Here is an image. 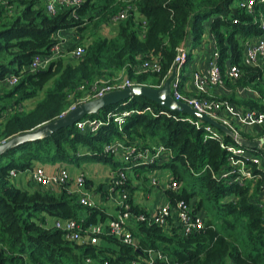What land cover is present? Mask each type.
Masks as SVG:
<instances>
[{
  "label": "trees",
  "instance_id": "16d2710c",
  "mask_svg": "<svg viewBox=\"0 0 264 264\" xmlns=\"http://www.w3.org/2000/svg\"><path fill=\"white\" fill-rule=\"evenodd\" d=\"M241 1L84 0L76 9L78 20L72 10L56 16L47 14L41 0H0V82L8 75L19 77L13 87L0 83L7 90L0 92V143L60 119L72 104L70 96L79 99L77 90L96 80H114L122 74L137 86L158 89L169 78L179 48L190 38L180 83L184 92V73L193 52L209 35L221 52L223 72L228 63L242 72L237 83L225 77L232 93L218 99L264 113V66L247 67L243 60L244 41L264 34L259 21L264 20V4L257 5L251 15L241 8ZM128 7L127 19L115 24L113 35L91 32V27L96 30L111 23ZM59 31L77 32L78 45L86 51L84 56L80 60L67 56L46 70L32 73L33 58L49 53L58 42ZM145 63L157 64L159 71L139 73ZM247 86L257 90L262 99L240 98L236 89ZM111 113L122 116L121 129L114 122L105 123L95 133L76 126L63 128L0 156V264H132L147 257L148 252L166 257L167 261L157 259L155 264H264V163L258 168L248 158L244 160L252 169L255 183L241 184L235 181V175L224 176L231 157L238 158L228 146L246 149L251 157L262 156L264 127L255 134L243 132L245 140L263 142L260 148L247 149L222 133V137L208 133L205 123L197 128L191 117L139 97L85 119L105 120ZM118 139L132 146L163 145L172 155L153 164L126 167L104 152L107 144ZM92 163L146 179L158 170L170 171L169 183L177 181L181 188L178 192L166 189L168 204L174 208L184 202L194 215L204 213V227L183 235L172 217L166 227L135 224L131 231L136 245L113 236H102L96 245L75 243L50 218L54 222L76 220L86 228L114 217L97 204L81 205L68 186L53 191L38 185L39 189L29 191L15 186L11 177L12 171H34L37 165H62L59 170L68 171V167L81 169ZM80 174L85 175L89 188L85 172ZM126 184L127 189L133 188L131 180ZM104 187L102 184L99 189ZM104 194L108 197L110 193L107 190ZM128 204L134 214L150 216L132 197Z\"/></svg>",
  "mask_w": 264,
  "mask_h": 264
},
{
  "label": "built area",
  "instance_id": "2783aa9c",
  "mask_svg": "<svg viewBox=\"0 0 264 264\" xmlns=\"http://www.w3.org/2000/svg\"><path fill=\"white\" fill-rule=\"evenodd\" d=\"M46 10V13L51 16H56L66 10L73 11V17L80 20L77 16V8H81L84 4V0H41ZM259 4H264V0H242L240 2L241 8L245 9L249 14H255V8ZM128 7L123 10L119 15L111 19L112 24H118L125 21L128 17ZM86 22V19L82 20ZM264 30V20H259ZM66 31H59L56 35L58 41L49 51L48 54L36 55L30 65V71L32 73H38L46 70L54 61L63 59L67 56H71L74 60H80L85 54V48L78 45L79 34L75 31L68 34L69 39L64 37ZM68 33V32H67ZM68 48H75L72 51H66L65 46ZM211 49L207 57L206 67L201 70H195L191 74L190 87L194 92L192 94H186L181 91L180 83L183 75L184 65L187 61L188 46L187 43L183 44L179 50L177 58L173 63V68L170 72L171 76L173 70L176 68V77L172 83L171 95L179 102L188 104L197 113L202 114L215 122L226 127L235 136L242 137L241 135L247 129L255 127H264V113H261L252 109H242L239 106L229 102L228 100H220L218 97L213 96L210 91L213 89H227L225 83V77L231 79L234 83H237L241 77V70L233 64H226V72H223L220 60L221 52L217 47V43L211 36L210 39ZM244 64L251 68H261L264 66V34L254 37L250 40L244 41ZM68 53V54H67ZM159 71L157 64L145 63L139 73L148 71ZM19 77L15 75H8L5 77L3 84L8 87H13L18 83ZM165 83V82H164ZM163 83V84H164ZM163 84L158 88L160 89ZM132 81L127 79L124 75H119L114 80L99 79L91 85H82L77 92L81 94L79 99L76 100L74 95L70 96L72 104L67 111L61 116L65 117L70 112L74 111L79 105L93 101L104 97L106 94L121 91L127 88L135 87ZM236 94L240 98H257L262 99L259 92L252 87H238ZM147 111H151V108H147ZM129 113H127L128 115ZM193 119V118H192ZM118 125L121 129L124 120L121 115L108 114L105 120L103 119H82L75 124L77 129L81 131H89L95 133L99 131L105 123H112ZM197 128H200L204 123L195 119L190 120ZM205 129L208 133L222 137L221 133L209 124H205ZM7 141H2L0 145L5 144ZM228 150L236 157H231L229 169L225 173V177H232L235 175L236 182L243 184L246 182H256L252 169L249 168L244 161L246 158L251 160L254 165L260 168L264 163V150L260 157L250 156L248 150L243 148H235L228 146ZM104 152L107 155L113 156L115 159L120 160L123 164L133 167H139L143 165L153 164L159 162L163 158H168L172 155L165 146H132L127 145L123 140H115L111 144H107L104 148ZM11 177L14 180L17 179L18 173L16 171L11 172ZM34 181L42 187H61L68 186L70 181L74 184V189H67L79 197V203L85 207H92L96 205L91 192L87 191L85 183V175L80 174L78 177L71 179L69 172L66 169L59 170L56 174H48L43 167H36L32 173ZM128 181V175L126 171H111L108 181L109 198H117L119 200L116 203L118 208L114 218L108 220L106 223H98L84 227L82 223L76 220H57L55 227L63 230L67 233V238L75 243L96 245L102 236H113L123 241L128 245H136V240L132 236V228L137 223L157 224L162 227L168 225L169 220L175 217L181 227L183 235H191L196 231H200L204 227L205 214L201 216L194 215L191 206L181 202L176 207H171L168 202L157 209L153 214H149V217L144 215H136L133 213L131 206L128 204V200L131 197L129 195V189L126 187ZM155 184V180L152 181ZM169 189L174 192H178L181 185L177 181L169 183ZM167 261L166 257L160 252H148L147 257H140V259L133 261L132 264H155L156 260Z\"/></svg>",
  "mask_w": 264,
  "mask_h": 264
},
{
  "label": "water",
  "instance_id": "95a60500",
  "mask_svg": "<svg viewBox=\"0 0 264 264\" xmlns=\"http://www.w3.org/2000/svg\"><path fill=\"white\" fill-rule=\"evenodd\" d=\"M176 72L177 69L175 68L171 76L165 81L160 89H154L146 86H135L121 91H114L106 94L102 98L83 103L79 105L74 111L67 114L65 117L45 124L31 132L13 137L5 144L0 145V156L8 153L12 149L20 145L46 139L60 129L74 127L77 122L87 116L96 115L101 110L109 106L117 105L121 102L131 100L135 97L147 99L159 106L168 109L169 111L187 115L197 121L209 124L224 136L232 138V140H234L240 146L246 147L247 149H257L263 145L262 141L250 142L242 137L235 136L226 127L202 114L197 113L188 104L176 101L171 95L172 83L176 77Z\"/></svg>",
  "mask_w": 264,
  "mask_h": 264
},
{
  "label": "crops",
  "instance_id": "0c3cea01",
  "mask_svg": "<svg viewBox=\"0 0 264 264\" xmlns=\"http://www.w3.org/2000/svg\"><path fill=\"white\" fill-rule=\"evenodd\" d=\"M210 39H211V36L210 35L207 36V38L205 39V41L202 44V47L200 46L201 48L199 47L197 49V52L199 54L198 59L195 61H192V63L187 67V69L184 73L186 80L184 81L183 90H184V93H186V94H193L194 93L190 87L191 74L195 70H201V69H204L206 67L207 57H208V55L210 53V49H211ZM190 41H191V39L189 38L187 40V46H188V44H190ZM210 93L215 97H221V96H226L228 94H231L232 91L227 87L226 90H224V89H213L210 91ZM102 165L103 164H97V163L86 164L81 169L74 168V167H68V171H69V173L73 179L78 177L80 171H84L88 180L90 181V186H89V188L87 187V191L92 193L93 198H94V200L98 206H100L102 209H104L109 216L114 217L116 214L114 215V211H111V208H112V206H114L116 209V213H117L116 204L110 205L111 199L109 198V196L107 197L104 194V192L108 190L107 184H108V180H109V177H110L112 170H111L110 166L104 165V166L109 167L108 170H106L102 167ZM37 167H42V166L37 165ZM60 167H63V166L62 165L44 166L43 168L47 171L48 174L52 175V174H56ZM32 173H33V171H31V173L29 175H27V177L23 180H19V174H18V177L15 181L19 180L17 183L19 185H21L23 190L33 191V190L39 189L38 185H36V183L32 179ZM156 173H157V171L154 172L152 175L154 176ZM136 178H138V177H136ZM150 179H151V176H150ZM102 184H104L105 187L103 188V190H100L99 186ZM26 187H28V188H26ZM68 188L73 190L74 184L73 183L69 184ZM52 189H53V191L59 190V188H52ZM167 202L168 201L165 200L164 204H166ZM54 221L55 220L53 218H50L51 223L55 224Z\"/></svg>",
  "mask_w": 264,
  "mask_h": 264
},
{
  "label": "rangeland",
  "instance_id": "374dc122",
  "mask_svg": "<svg viewBox=\"0 0 264 264\" xmlns=\"http://www.w3.org/2000/svg\"><path fill=\"white\" fill-rule=\"evenodd\" d=\"M115 27H116L115 24L107 23V24H102L96 30L93 29V27H91L90 29L92 30L91 32H93L96 35L100 34V35H103L106 37H110L111 35L114 34ZM70 33H72V32H68V33L65 32L64 37H66V39H69L68 34H70ZM65 47H66L65 50L68 52L69 45L67 44ZM201 47H202V45H201ZM188 50H190V44H188ZM198 57H199V54H198L197 49H196L193 52L192 61L197 60ZM1 91H7L6 86L3 84L0 85V92ZM258 128L259 127L247 129L245 133L254 132V134H255L257 132ZM102 167L106 170H108V168H109V167L104 166V165H102ZM30 173H31V171L19 173V180L25 179L27 177V175H29ZM171 177H172V175H171L170 171L158 170L157 173L153 177L151 176V179L155 180V184H153L150 181V176H148V179H146V178H144V176H141V178L140 177L136 178L133 175H128V179L132 181V187H133L132 189L129 188V195H131V197L134 199V201L137 205L144 208L146 211H148V213L153 214L157 211V209L159 207L165 205L164 204V202L166 200L165 191L169 187V182L171 180ZM71 179L74 181L75 178L74 179L71 178ZM186 179L190 181L191 177H186ZM18 181L14 180L13 183L15 186L22 189L21 185H19L17 183ZM33 181H34V179H33ZM36 185H38V184L36 183ZM26 188H28V187H26ZM52 188L53 187H50V189H52ZM118 200H119V196H117L116 199L112 197L110 205H112V204L115 205ZM111 211H114V215L116 214V209L114 206H112Z\"/></svg>",
  "mask_w": 264,
  "mask_h": 264
}]
</instances>
